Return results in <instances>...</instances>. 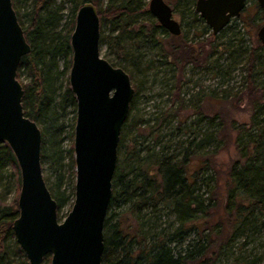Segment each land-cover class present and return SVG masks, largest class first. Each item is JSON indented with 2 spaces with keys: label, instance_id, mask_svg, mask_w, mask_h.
<instances>
[{
  "label": "trees",
  "instance_id": "1",
  "mask_svg": "<svg viewBox=\"0 0 264 264\" xmlns=\"http://www.w3.org/2000/svg\"><path fill=\"white\" fill-rule=\"evenodd\" d=\"M20 2H24L29 11L22 12L18 6ZM85 2H91L97 8L100 44L108 45L109 62L125 70L131 80L132 67L138 69L144 63L149 67L154 62L152 59L143 62L148 54L145 51L156 48L160 36H168L148 11L145 0H66L67 8L65 3L57 0H12L18 22L31 47L17 69V78L22 71L28 77L27 82L21 83L24 90L22 106L25 115L42 126L41 164L49 161L56 173V180L48 189L59 209L72 203L74 194L73 184H69V189L64 186L66 178L62 170L67 166L68 176L74 177L75 164L73 145L63 146L66 138L63 127L67 108L70 107L73 113L76 109L68 82L72 56L69 40L76 11ZM167 3L182 18L203 22L193 8L195 0H168ZM196 27L193 24L189 28ZM231 30L227 25L218 35L211 34L214 40L226 39L221 42L201 41L198 49L185 37H174L171 42L159 46L162 58L157 60L164 65L174 57L178 62H190L196 67L202 60L205 69L226 76L244 57L241 66L243 89L234 95L224 93L220 98L238 95L239 100L246 99L251 110L247 124H231L237 158L227 167L222 187L218 177L209 172V158H205L194 171L188 168L191 156L198 155L207 145L218 147L228 137L225 122L218 115L208 120L212 127L210 132H199V124L205 117L200 102L218 96L213 91L200 97L192 95L194 99L185 105L179 97V86L175 94L177 110L195 108L199 117L193 119L198 129L193 128L192 121L183 125L177 123L170 127L168 139L162 143L165 135L161 131L173 118L169 112L172 110L168 109L157 112L153 120L133 117L122 126V129H133L135 134L124 144L123 156L116 162L104 221L102 264H222L223 261L225 264H260L262 256L246 255L243 249L259 243L264 235V51L259 40L255 46L247 47L242 39L231 38L234 34ZM203 31L206 32L205 26H202ZM223 54L226 62L219 63ZM176 70V67L171 69ZM260 77L263 78L261 81ZM132 85L135 93L130 107L139 89L138 83L132 82ZM74 122L68 134L71 139ZM142 125L144 129H140ZM187 132L190 136L186 139L174 141L179 133ZM120 147L119 140L118 151ZM65 159H68L67 163ZM6 167H10L17 195L20 183L18 166L8 145L0 143V186ZM1 191L0 264H28L12 232V222L18 216L17 199L8 201L9 185L3 193ZM113 206L126 208L112 212ZM215 209H219L218 220L208 224ZM165 218L172 220L166 222ZM191 234H195L193 243L183 248L180 244ZM240 240L242 242L238 243ZM171 243L176 247H171ZM49 261L50 256H45L44 263L49 264Z\"/></svg>",
  "mask_w": 264,
  "mask_h": 264
},
{
  "label": "water",
  "instance_id": "2",
  "mask_svg": "<svg viewBox=\"0 0 264 264\" xmlns=\"http://www.w3.org/2000/svg\"><path fill=\"white\" fill-rule=\"evenodd\" d=\"M264 15V0H256ZM247 0H196L195 11L213 35L240 16ZM148 11L171 35L181 26L166 0H149ZM264 49V24L257 30ZM69 88L75 98L74 194L63 220L42 174L41 130L24 113L17 69L31 47L12 0H0V143L10 148L19 170L14 238L29 264H102L104 221L118 158V143L135 90L129 74L100 54V18L91 2L75 14Z\"/></svg>",
  "mask_w": 264,
  "mask_h": 264
},
{
  "label": "rangeland",
  "instance_id": "3",
  "mask_svg": "<svg viewBox=\"0 0 264 264\" xmlns=\"http://www.w3.org/2000/svg\"><path fill=\"white\" fill-rule=\"evenodd\" d=\"M146 4H148L149 0H145ZM168 2V0H166ZM57 2H63L66 4V0H57ZM22 12L29 11V7L25 5L24 2H20L19 5ZM68 5L66 4V8ZM181 7V6H180ZM68 9H66L65 14H67ZM173 17L178 20L181 24L182 28V36L186 39H190L192 46L195 49H198L199 42L202 40L211 41L214 40L211 38V31L208 26L204 22H191L188 17L182 19L179 13L174 12ZM26 18V17H25ZM154 18V17H153ZM65 20V18H64ZM155 20V18H154ZM194 24L197 25L196 29L189 28ZM264 24V15L257 6L256 0H247L246 7L241 12L240 16L237 18L231 19L229 22V26L232 28L231 38L238 40L239 38L245 42L247 47L255 46L257 38V30L258 28ZM190 25V26H189ZM206 27V32L203 35L201 32V27ZM106 32L107 29L105 28ZM197 33V34H196ZM218 35V34H217ZM163 36V37H162ZM159 37L160 43L156 48H151V50H146L145 53L148 52L147 56L143 58V62L149 59L154 60L153 63H150V66L141 64L138 69L133 68L132 71V82L138 83V92L135 96L134 102L130 107L127 122H129L133 117L143 118V119H151L157 115V112L163 110H172L169 111L170 115H173L171 123L164 127L161 131V134L165 135L163 138L162 143L164 140L168 139L167 134H170L171 126L183 125L186 122L192 121L194 123L193 128L198 129L195 127V117L197 116L195 112V108H186L184 110H177L178 108V99L176 97V88L180 87L179 97L182 98L185 105L189 104V100L194 99L192 95L201 96L202 94H210L211 91L215 92L216 96L218 97H209L204 98L200 102V108L204 114V118L199 124L200 134H204L205 132H210L212 127L208 124V120L213 115H218L220 120L225 122V134L228 135L227 139L224 140L218 147L213 145L206 146L203 148L198 155L191 156L188 161V168L190 171H194L197 169L205 158L210 159V173L217 176L219 179V184L222 187V181L224 179V174L229 167L230 163L237 158V153L234 148L233 140L235 137L234 132L231 131V124L234 125H245L249 122V116L251 114L250 106H248L246 99L239 100L238 95L234 96V98H227V99H220L224 93H230L234 95L240 92L243 84V77L244 72L242 70V62L243 58L241 59L240 64L236 69H230L226 76H221L215 74L211 71V69H205L201 64L203 61L199 58L200 63L196 67V64L193 63H184L178 62L174 57H170L169 64L160 65L158 59L160 57V45H165L174 38L168 32V36L162 35ZM226 37H219L215 42H221L225 40ZM260 43V42H259ZM261 45V44H260ZM167 51L166 47H164ZM263 49V48H262ZM109 47L108 45H101L100 46V54L106 58L108 61H111V57L108 55ZM206 51H209L208 46H206ZM264 51V49H263ZM176 56L180 57V54H176ZM217 54L211 57V61L216 58ZM225 55H221L219 57V63L226 62ZM131 57H129V60ZM210 60H207V62ZM60 66L62 64L60 63ZM122 66V65H121ZM182 66V69L180 67ZM174 67L177 68L176 71H171ZM209 68V67H208ZM141 70V72H140ZM263 78L260 77V81ZM20 83H25L28 81V77L24 71H22L21 76L18 77ZM189 81V82H187ZM184 82V86L181 84ZM171 87V89H169ZM169 90H172L169 92ZM196 99L194 100V102ZM74 114L70 107L67 108L66 115L64 118V127H63V135L66 136L64 139L63 146L68 147L70 144L73 145V138L71 139L68 137L70 132L71 126L74 122ZM75 123V122H74ZM39 128L41 129L42 126L40 125ZM145 128L144 125L140 127ZM135 134V131L132 129L124 128L121 130L120 133V143L121 147L118 151V160H120L123 156V149L124 144L130 139L132 135ZM188 136H190V132L187 134L179 133L177 137L174 138V141L178 138L184 140ZM130 143V141H129ZM170 152V151H169ZM212 153V156L210 155ZM74 155V154H73ZM211 156V157H210ZM74 159V157H73ZM68 162V159H65V163ZM75 169V168H74ZM63 175L65 179L64 186L68 189L71 188L70 183L73 184L75 181V174L73 176H68V168L65 166L63 168ZM75 171V170H74ZM42 174L43 177L46 179V185L48 188L52 187V184L56 180V173L53 168L49 165V161H45L42 164ZM4 180L2 181V186H0V190L2 189V193L5 191V187L9 185V193H8V201L15 198L17 199L18 194H15V185L13 182V177L11 176L10 167H6L3 173ZM5 187L3 188V186ZM70 186V187H69ZM217 195V193H216ZM219 202L221 198L218 199ZM71 207V203H67L66 205L62 206L58 211V220L61 221L66 216L67 212ZM125 209L124 207H122ZM122 208L116 209L114 206L112 207V212H119ZM218 213L219 209H215V214L209 220L208 224H214L218 220ZM167 222L172 220V218H165L163 219ZM163 222V221H162ZM163 224L162 226H164ZM195 239V234H191L189 237H186L184 242L180 245L182 247H186L189 244L193 243ZM260 242H255L253 245H248L244 247V252L246 255H254V256H262L260 264H264V235L259 240ZM242 242V240L238 241V243ZM171 247H176L175 243L170 244ZM236 250V248H235ZM225 264V261H223ZM219 264V263H218Z\"/></svg>",
  "mask_w": 264,
  "mask_h": 264
},
{
  "label": "flooded vegetation",
  "instance_id": "4",
  "mask_svg": "<svg viewBox=\"0 0 264 264\" xmlns=\"http://www.w3.org/2000/svg\"><path fill=\"white\" fill-rule=\"evenodd\" d=\"M196 1V0H195ZM258 6V5H257ZM194 10H195V4H194ZM172 11H173V13H174V10L172 9ZM196 12V11H195ZM197 13V12H196ZM180 15V17H181V14H179ZM197 15H198V13H197ZM198 17H199V15H198ZM174 18V17H173ZM182 18V17H181ZM200 18V17H199ZM175 19V18H174ZM182 19H184V18H182ZM156 20V19H155ZM176 20V19H175ZM178 21V20H177ZM179 22V21H178ZM204 22V21H203ZM198 23V22H197ZM179 24H180V22H179ZM180 26H181V24H180ZM201 32H202V27H201ZM204 33H202L203 35L205 34V31H203ZM182 28H181V33L179 34V35H173L175 38H177V39H183L182 38ZM197 34V33H196ZM212 34V33H211ZM202 41H207V39L206 40H202ZM187 42L188 43H190V44H192L191 43V41H190V39H187ZM201 42V41H200ZM26 257V256H25ZM27 259V258H26ZM28 261V260H27ZM29 264V263H28ZM45 264V263H44ZM49 264H50V261H49Z\"/></svg>",
  "mask_w": 264,
  "mask_h": 264
}]
</instances>
